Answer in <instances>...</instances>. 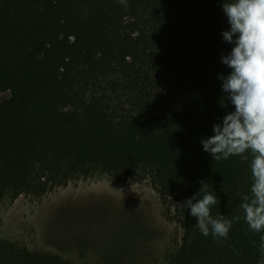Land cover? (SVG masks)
<instances>
[{
  "label": "trees",
  "instance_id": "16d2710c",
  "mask_svg": "<svg viewBox=\"0 0 264 264\" xmlns=\"http://www.w3.org/2000/svg\"><path fill=\"white\" fill-rule=\"evenodd\" d=\"M128 4L0 0V94H9L0 103V201L97 175L147 182L179 228L164 264H257L259 235L240 208L249 161H214L201 144L235 110L218 79L231 71L221 55L233 46L222 37V0ZM201 180L219 198L214 216H241L219 242L181 206ZM0 264L78 263L0 238Z\"/></svg>",
  "mask_w": 264,
  "mask_h": 264
},
{
  "label": "rangeland",
  "instance_id": "374dc122",
  "mask_svg": "<svg viewBox=\"0 0 264 264\" xmlns=\"http://www.w3.org/2000/svg\"><path fill=\"white\" fill-rule=\"evenodd\" d=\"M8 97L0 94V103ZM178 234L147 182L114 184L97 175L40 198L0 201L1 239L78 264H164Z\"/></svg>",
  "mask_w": 264,
  "mask_h": 264
},
{
  "label": "clouds",
  "instance_id": "9594fccd",
  "mask_svg": "<svg viewBox=\"0 0 264 264\" xmlns=\"http://www.w3.org/2000/svg\"><path fill=\"white\" fill-rule=\"evenodd\" d=\"M118 2L129 6L128 0ZM222 9L230 25L222 37L233 46L221 55V62L231 71L219 74L218 79L235 110L214 123V134L203 138L201 144L214 161L232 156L249 161L250 190L242 194L240 208L248 230L259 235L253 244L260 253L257 264H264V0H222ZM200 185L181 206L190 209L197 220L195 226L205 237L211 234L217 242L227 239L241 216H214L211 210L219 198L208 182L201 180Z\"/></svg>",
  "mask_w": 264,
  "mask_h": 264
},
{
  "label": "bare ground",
  "instance_id": "6f19581e",
  "mask_svg": "<svg viewBox=\"0 0 264 264\" xmlns=\"http://www.w3.org/2000/svg\"><path fill=\"white\" fill-rule=\"evenodd\" d=\"M102 193H103V192H102ZM65 196H66V195H65ZM102 210H103V209H102ZM102 210H101V211H102ZM108 211H109V210H108Z\"/></svg>",
  "mask_w": 264,
  "mask_h": 264
}]
</instances>
